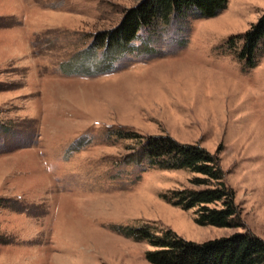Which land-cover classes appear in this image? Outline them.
I'll return each instance as SVG.
<instances>
[{
	"label": "rangeland",
	"instance_id": "374dc122",
	"mask_svg": "<svg viewBox=\"0 0 264 264\" xmlns=\"http://www.w3.org/2000/svg\"><path fill=\"white\" fill-rule=\"evenodd\" d=\"M138 1L0 0V264H151L152 246L120 229L140 223L197 242L243 232L163 198L194 174L136 159L156 134L218 151L245 228L264 239V49L248 67L230 40L264 0L96 48Z\"/></svg>",
	"mask_w": 264,
	"mask_h": 264
},
{
	"label": "trees",
	"instance_id": "16d2710c",
	"mask_svg": "<svg viewBox=\"0 0 264 264\" xmlns=\"http://www.w3.org/2000/svg\"><path fill=\"white\" fill-rule=\"evenodd\" d=\"M226 5L227 0H139L126 9L120 22L107 32V41L98 42L95 47L126 49L143 28L153 30L157 23H168L172 17L176 20L213 17ZM235 38L243 41L239 59L253 67L257 53L264 49V12L247 30L230 40ZM126 133L122 135L129 139L141 137L135 132ZM139 141L136 153L139 161L160 169H184L194 174L189 180L193 186L171 190L163 196L167 202L185 210L194 208V221L199 225L244 228L243 232L197 242L183 238L170 228L156 233L150 223L121 227L125 235L152 246L145 252L148 262L264 264V239L245 228L234 190L225 180L218 151L211 152L199 143L179 142L168 134L147 135ZM5 201L6 198L0 197V206ZM0 243H7V238L1 234Z\"/></svg>",
	"mask_w": 264,
	"mask_h": 264
}]
</instances>
